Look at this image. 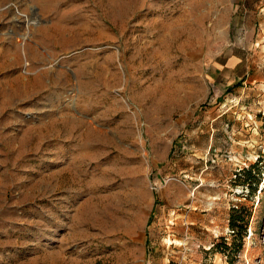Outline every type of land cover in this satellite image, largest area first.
Masks as SVG:
<instances>
[{"label":"rangeland","instance_id":"rangeland-1","mask_svg":"<svg viewBox=\"0 0 264 264\" xmlns=\"http://www.w3.org/2000/svg\"><path fill=\"white\" fill-rule=\"evenodd\" d=\"M0 264H264V0H0Z\"/></svg>","mask_w":264,"mask_h":264},{"label":"trees","instance_id":"trees-1","mask_svg":"<svg viewBox=\"0 0 264 264\" xmlns=\"http://www.w3.org/2000/svg\"><path fill=\"white\" fill-rule=\"evenodd\" d=\"M258 172H259L258 170L254 171V166H250L246 169H243L240 174L243 176L244 181H246V183L250 185V183H256V184L258 183V179H259V175L257 174ZM256 174L258 179H255L254 177V175ZM250 215H251L250 211L248 209H245L243 205L240 206L236 205L232 208L229 216L228 224L231 229V234L233 238L230 245L227 242H225V240L222 239L221 244L224 249H230L231 247H234L236 248L234 250L235 252L241 249L242 239L245 235L246 227L248 225ZM237 240L239 241V243L236 245Z\"/></svg>","mask_w":264,"mask_h":264}]
</instances>
